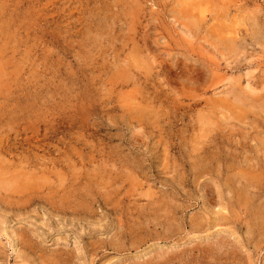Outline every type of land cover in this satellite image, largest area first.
Listing matches in <instances>:
<instances>
[{
  "label": "rangeland",
  "instance_id": "rangeland-1",
  "mask_svg": "<svg viewBox=\"0 0 264 264\" xmlns=\"http://www.w3.org/2000/svg\"><path fill=\"white\" fill-rule=\"evenodd\" d=\"M0 66V264H264V0H0Z\"/></svg>",
  "mask_w": 264,
  "mask_h": 264
},
{
  "label": "bare ground",
  "instance_id": "bare-ground-1",
  "mask_svg": "<svg viewBox=\"0 0 264 264\" xmlns=\"http://www.w3.org/2000/svg\"><path fill=\"white\" fill-rule=\"evenodd\" d=\"M232 44H233V42H232ZM231 46H232V45H231ZM0 67H1V66H0ZM1 69H3V68H1ZM1 69H0V70H1ZM2 72H3V70H2ZM2 74H3V73H2ZM2 76H4V75H2ZM0 82H1V81H0ZM2 82H4V81H2ZM238 98H239V97H238ZM225 121H226V120H225ZM12 176H13V175H12ZM18 178H19V177H18ZM4 179H5V177H4ZM11 179H12V178H11ZM12 180H13V179H12ZM2 182H3V181H2ZM5 182H6V181H5ZM4 184H5V183H4ZM17 185H18V183H17ZM9 186H10V185H9ZM15 187H16V186H15ZM13 189H14V188H13ZM13 189H12V190H13ZM4 191H5V190H4ZM25 191H26V190H25Z\"/></svg>",
  "mask_w": 264,
  "mask_h": 264
}]
</instances>
